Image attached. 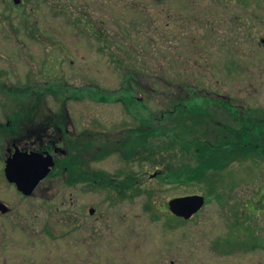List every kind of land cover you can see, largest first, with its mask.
I'll return each instance as SVG.
<instances>
[{
    "label": "rangeland",
    "instance_id": "rangeland-1",
    "mask_svg": "<svg viewBox=\"0 0 264 264\" xmlns=\"http://www.w3.org/2000/svg\"><path fill=\"white\" fill-rule=\"evenodd\" d=\"M44 1L33 12L34 24L53 37V43L61 45L59 48L66 47L76 59L75 66L61 61L59 68L46 67L47 71L53 70L42 74V62L58 59L59 49L40 40L36 33L27 32L28 25L23 21L25 7L0 0V70L7 72L2 81H36L43 86L47 80L58 91L69 89L66 96L75 87L86 88L88 83L75 74L78 69H86L97 78L95 87L101 93L96 95L107 93L106 101L83 97L67 99L65 105L76 112L93 114L97 132L115 131L121 121L134 126L136 113L133 116L131 110L125 116L122 104L110 100L111 94H117L121 87L122 68L114 62L110 64L105 51L84 48L80 43V32L100 42L92 25L82 21L79 35L69 30L62 35L59 30L71 24L63 21L61 14L52 16L56 0ZM85 1L89 4L85 10L103 11L100 5L104 7L105 3L109 14L128 21L125 33L129 41H118L122 48L112 50L111 58L122 59L128 70L137 75V83L145 92H138V96L147 103L148 113L158 115L164 110L177 93L181 94V85L224 99L241 111L249 108L254 113H264V0ZM30 11L32 8L27 13ZM117 33L123 36L122 32ZM26 72L31 75L30 80ZM59 75L69 81L63 87ZM62 97L56 92L45 96L44 101L47 106H56ZM0 99L2 106L6 99L3 95ZM135 109L140 116H146L141 108ZM94 167L115 174L123 164L117 155H110L97 160ZM124 168L127 173L136 172L142 187L146 191L153 189L154 193L118 200L116 194L103 187L94 191L82 189L83 185L69 188L61 175L53 176L47 179L48 193L37 192L32 199L26 226L0 219V264H264V161H232L220 170L222 184L215 191L204 182L182 185L155 179L152 176L157 175L159 166L131 163ZM0 188V193L4 192ZM191 194L204 195L207 204L186 223L177 224L168 232L163 230L167 216L152 218V212L161 213V205L169 199ZM150 204L152 212L147 209ZM247 204L256 209L252 212V247L245 248L230 238L227 249L218 252L217 242L212 245V241L238 234L244 239L247 232L228 228L236 219L228 214V209L238 210L237 215L244 216L239 218L242 220L250 212L248 206H243ZM90 207L96 210L93 216L88 213ZM238 246L239 253H231ZM246 250L251 252L244 253Z\"/></svg>",
    "mask_w": 264,
    "mask_h": 264
},
{
    "label": "flooded vegetation",
    "instance_id": "flooded-vegetation-1",
    "mask_svg": "<svg viewBox=\"0 0 264 264\" xmlns=\"http://www.w3.org/2000/svg\"><path fill=\"white\" fill-rule=\"evenodd\" d=\"M40 1L41 0H19L15 2L11 0L10 3L25 7L26 13L23 15V21L25 25H28L27 32L29 34L34 35V33H36L40 40L48 44L51 43V45L56 46L60 51V55L59 53L56 55L57 57L59 56L58 59H46V61L42 62L41 66L44 68L41 70L42 74H50L53 70L47 71L45 69L46 67L54 68V66H56L59 68L61 61V63L67 62L70 66H75L76 59L67 53L66 47L64 48L65 51L59 48L61 45L59 43H53V37L47 35L44 31L42 32L40 28L35 26L33 12L37 9V5ZM53 1L54 0H51V2ZM88 6L89 4L85 0H80L78 2L77 0H56V10L53 9L51 11L52 16L61 14L63 16V21L71 24V26L63 28L62 31L59 30V32L63 35L69 30L71 33L79 35L80 31H78V28L82 21L91 24L95 30V37L99 39L100 42L80 32L82 37H86L82 39L81 36H78L82 46L84 48H92L95 51H105L109 57L108 62L110 64L114 62L117 67L122 68L120 73L121 84L127 83L129 80L140 82L137 75H128V66L122 59L111 58L113 57L111 53L112 50H119L118 47L122 48V46L117 44L118 41L121 43L129 41L128 35L125 33V29L126 32L128 31V21L121 18V16L118 18V16L114 15L116 17H113L111 12L109 14L105 3L104 7L100 5V8L104 9L103 11L85 10ZM31 8L32 11L27 13ZM28 15H30V17H28ZM114 24H116L115 28L113 26ZM117 32H122L123 36L121 37ZM102 38H105L107 41L102 42ZM63 52H65V55ZM31 62L33 64L35 63L34 61ZM27 72V80H30L32 77ZM75 74H77L76 76L80 81L88 83V85L81 90L75 87L71 92H68V95L64 96L69 89L64 88V92L62 90L58 91L55 89V86L47 82V80L43 81V86H39V82L36 81H27L24 83L4 82L2 81V77H7V72L0 70V98L3 95L6 99L4 104L0 106V186L3 187L4 190V192L0 193V219H7L12 224L15 223L20 226H26L32 212V199L37 196V192H41L43 195L48 193L49 185L47 179L53 176L61 175L62 182L69 188L83 185L82 189L84 190H96L97 169H95L94 164L97 162L96 149L98 138H103L106 142L115 146L123 144L125 141L127 131L130 128L125 124V121L117 123L116 126L118 128L115 131L109 133L97 132L96 119L93 118V114L84 111L76 112L73 108L65 105L67 99L88 97L96 101V93H101L100 90L95 87L97 78L88 74L86 69H78ZM53 76H55V71ZM71 76L72 75H70L69 78H72ZM76 76L74 75L73 77ZM58 77L61 78V87L65 86L66 83L64 82H69L68 79L64 80L65 77H63V75H59ZM56 92L63 96L61 98V103L56 106H47L44 97H51V94ZM102 94V96L107 95V93ZM115 102H120L122 104L121 101ZM122 110L125 116L130 114L129 109L123 107V105ZM87 115L91 116L88 117ZM132 127L133 126H131V128ZM120 153H122L121 149L110 154L117 155L120 163L123 164V168L119 169L115 174L109 172L112 175V179H118L119 176L121 178L126 177L127 174V170L124 167L129 164L123 161L120 157ZM34 154L38 160L51 157L54 164L49 173L40 179L33 189L26 193L24 190L19 189L16 183L11 178H8V176L11 174V164L15 161L20 167V177L32 181L33 162L35 159ZM70 167H74L75 169L73 171L75 174L72 178H68L67 175ZM152 177L162 180L158 178L156 174ZM101 189L106 190L110 194H116L118 200L128 198L127 196L123 197L121 195L120 192H123L121 188L106 187ZM203 197L206 199L204 195ZM205 204L207 203H204V205ZM72 205L74 204L72 203ZM161 206L163 207L161 213L152 212L151 204L148 205L147 209L152 212V218L154 220H158L159 216H167L163 220V230L168 232H171L178 225L186 223L193 216L199 214L203 207L202 206L200 210L194 213L189 219H183L173 214L169 210L167 203ZM243 206H248L250 212L248 216L242 220L239 218L244 216L241 214L238 216V210H234L236 211L234 212L232 209H228V214L236 217L232 223L228 224V228L233 229V231L237 229V233H240V231L247 232V235L245 234V237H243L244 239L238 234L236 236H222L218 240L212 241V245L217 242L215 244L218 252L222 253L224 249H227V246L230 245V238L236 239L241 244L243 243V247L245 248L252 247V243L254 242V237L252 239V212L256 209L252 208V204ZM90 208L94 209L93 213L89 212ZM90 208L88 209L89 215H95V208ZM144 208L146 209L145 205ZM246 221H248L249 224H244ZM239 246L231 253H239ZM243 252L250 253L251 251L246 250Z\"/></svg>",
    "mask_w": 264,
    "mask_h": 264
},
{
    "label": "trees",
    "instance_id": "trees-1",
    "mask_svg": "<svg viewBox=\"0 0 264 264\" xmlns=\"http://www.w3.org/2000/svg\"><path fill=\"white\" fill-rule=\"evenodd\" d=\"M128 75L134 74L129 70ZM181 87V94L177 93L157 115L148 113L147 103L138 96V92H144L141 84L131 80L122 83L110 100L121 101L130 113L133 110L137 123L128 129L125 141L118 146L98 138L96 160L121 149L120 157L127 164L161 167L157 175L164 181L182 185L204 182L212 190L221 186L220 170L232 161L239 158L264 161V113H254L249 108L241 111L224 99L199 94L188 85ZM105 99L97 96V100ZM135 108L148 114L140 116ZM74 170L68 169V178L74 176ZM111 177L110 173L97 169L96 186L121 188V195L129 198L154 193L153 189L146 191L141 186L134 171L126 177Z\"/></svg>",
    "mask_w": 264,
    "mask_h": 264
},
{
    "label": "water",
    "instance_id": "water-1",
    "mask_svg": "<svg viewBox=\"0 0 264 264\" xmlns=\"http://www.w3.org/2000/svg\"><path fill=\"white\" fill-rule=\"evenodd\" d=\"M18 2L19 0H14ZM38 156V155H37ZM34 162H33V171H32V181H28L22 179L19 173V164L17 162H13L11 164V174L8 178H11L17 185L19 189L24 190L26 193L33 189L37 182L45 177L54 162L51 157L48 159H40L38 160L36 155L34 154ZM204 197L200 194H191V195H183L178 197H173L168 200V208L169 210L178 217H182L184 219L190 218L194 213H196L200 208L204 205ZM90 213L94 212V209H89Z\"/></svg>",
    "mask_w": 264,
    "mask_h": 264
}]
</instances>
